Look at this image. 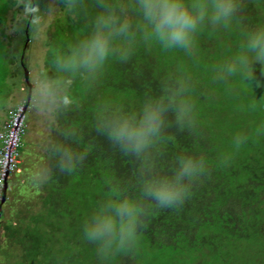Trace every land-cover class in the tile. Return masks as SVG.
<instances>
[{
	"label": "trees",
	"instance_id": "16d2710c",
	"mask_svg": "<svg viewBox=\"0 0 264 264\" xmlns=\"http://www.w3.org/2000/svg\"><path fill=\"white\" fill-rule=\"evenodd\" d=\"M85 2L92 11L94 0ZM240 2L232 25L206 27L192 55L141 42L128 62L110 61L96 82L77 80L73 92L79 107L57 117L54 125L46 115L36 144L26 141V114L22 162L7 178L2 202L0 264H101L96 245L83 238L85 222L99 202L118 194L136 199L140 191L134 175L138 162L96 131V113L103 105L134 112L176 78L192 85L188 99L195 126L169 129L173 139L157 158V169L169 174L178 155H195L205 159L207 172L183 206L151 211L134 248L109 264H264V71L253 65L251 84L239 77L217 78V68L241 51L246 34L264 28V0ZM54 3L57 19L48 25L43 44L50 66L53 52L82 38L88 28L87 18L73 17L59 0ZM5 20L0 15V36ZM73 126V146L87 157L65 174L54 168L48 145L63 140V129ZM237 135L246 137L239 147ZM2 196L3 191L0 202Z\"/></svg>",
	"mask_w": 264,
	"mask_h": 264
},
{
	"label": "clouds",
	"instance_id": "9594fccd",
	"mask_svg": "<svg viewBox=\"0 0 264 264\" xmlns=\"http://www.w3.org/2000/svg\"><path fill=\"white\" fill-rule=\"evenodd\" d=\"M59 3L65 13L87 18L88 28L82 38L53 52L52 73L41 68L34 81L33 105L53 125L57 117L79 107L73 92L77 80L96 82L110 61L128 62L141 42L192 55L206 27L228 29L241 10L240 0H94L92 11L85 0ZM15 6L21 9L17 22L28 25L35 38H42L47 25L39 0H15ZM257 63L264 71V28L246 34L241 51L217 68V78L239 77L251 84ZM191 90L189 80L176 78L164 85L160 96L145 99L134 112L108 105L97 111L96 131L138 162L134 175L140 191L136 199L118 194L99 202L85 222L83 238L96 245L101 264L134 248L144 218L154 209L183 206L194 183L206 174L205 159L195 155H178L169 174L157 169V158L173 139L169 129L184 131L195 126L194 105L188 99ZM2 103L11 106L8 98ZM61 136L63 140L49 143L48 152L56 170L72 174L87 152L73 146L76 127L63 129ZM245 140L237 135L234 143L239 147Z\"/></svg>",
	"mask_w": 264,
	"mask_h": 264
},
{
	"label": "rangeland",
	"instance_id": "374dc122",
	"mask_svg": "<svg viewBox=\"0 0 264 264\" xmlns=\"http://www.w3.org/2000/svg\"><path fill=\"white\" fill-rule=\"evenodd\" d=\"M39 3L47 27L44 36L37 39L28 25L17 22L16 18L21 9L15 6V0H0V15L6 19L0 36V95L2 96L0 99V127L8 119V114L12 112L14 106L23 104L30 92L25 69L29 71L32 96L34 81L40 69L45 67V61L49 59V50H45L43 44L44 40L49 37L48 25L57 19L55 10L58 7L55 5L54 0H39ZM5 48H8V51L4 52ZM12 56L15 60L13 63ZM47 63L50 66V59L47 60ZM47 70L49 71V67ZM5 98L11 100L10 107L3 105L2 101ZM31 111V114L29 111L27 113L30 117L26 141L36 144L43 135L40 134V127H42L46 115L34 107L32 99ZM4 222L5 218L0 220L1 224Z\"/></svg>",
	"mask_w": 264,
	"mask_h": 264
},
{
	"label": "built area",
	"instance_id": "2783aa9c",
	"mask_svg": "<svg viewBox=\"0 0 264 264\" xmlns=\"http://www.w3.org/2000/svg\"><path fill=\"white\" fill-rule=\"evenodd\" d=\"M25 103L18 105L9 120L0 128V193L6 178L19 170L22 162V148L25 146L26 133Z\"/></svg>",
	"mask_w": 264,
	"mask_h": 264
},
{
	"label": "water",
	"instance_id": "95a60500",
	"mask_svg": "<svg viewBox=\"0 0 264 264\" xmlns=\"http://www.w3.org/2000/svg\"><path fill=\"white\" fill-rule=\"evenodd\" d=\"M25 73H26V81H27V83H28V85L30 87V92L28 93L27 101L25 103V108H27L29 103H30V99H31L32 84L29 82V71H28V69H25ZM6 189H7V178H6L5 183H4L3 196H2V199H1V202H0V214H1L2 202L6 198Z\"/></svg>",
	"mask_w": 264,
	"mask_h": 264
}]
</instances>
